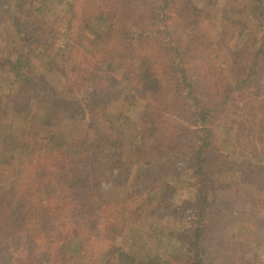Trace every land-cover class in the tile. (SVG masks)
<instances>
[{
    "label": "trees",
    "instance_id": "trees-1",
    "mask_svg": "<svg viewBox=\"0 0 264 264\" xmlns=\"http://www.w3.org/2000/svg\"><path fill=\"white\" fill-rule=\"evenodd\" d=\"M199 1L70 0L65 9L66 0H0V27L8 25L12 39L8 50L0 47V75L10 84L0 86V113H24L36 102L97 125L86 141L57 138L58 127L42 123L20 146L12 143L5 161L0 155V264H12L9 247L5 257L3 250L14 236L72 224L80 205L99 209L57 237L56 253L70 264H264V159L222 146L237 125L247 127L250 145L264 143V0ZM50 2L63 13L47 20V33L35 15L44 16ZM247 5L256 28L221 13ZM89 22L98 24L91 37L82 32ZM37 55L61 64L65 95L35 71ZM80 83L92 87L86 105L71 97ZM117 101L139 108L154 128L151 141L161 137L164 145L144 139L137 160L131 137L140 134L112 109ZM0 141V152L11 143L5 132ZM181 169L199 185L191 187L198 193L188 240L147 220L149 211L166 210L167 188L187 184ZM216 170L242 174L244 187L208 189ZM118 174L147 194L140 209L107 200ZM107 203L116 208L107 212Z\"/></svg>",
    "mask_w": 264,
    "mask_h": 264
},
{
    "label": "rangeland",
    "instance_id": "rangeland-1",
    "mask_svg": "<svg viewBox=\"0 0 264 264\" xmlns=\"http://www.w3.org/2000/svg\"><path fill=\"white\" fill-rule=\"evenodd\" d=\"M194 1L197 3L199 0ZM66 3L69 4L70 0H66V2L63 4L65 9L68 7ZM195 7L198 10L197 4ZM48 8L49 9L44 16L40 17L35 15V21L41 26V28L46 27L47 20L52 18L54 15L63 13L61 10L56 11V5L52 4L51 2L49 3ZM221 13H227L229 16H231V18H237L241 20L242 27L250 28V26H252L256 28L257 22L254 18L250 19L251 5H247L241 10H232L231 8L224 7V9L221 10ZM0 14L2 13L0 12ZM5 20L6 18L4 17V22ZM152 22H149V24ZM142 23H144V21H142ZM6 26L8 25L3 24L0 27V47L2 50L4 48H7L8 50L12 46V39L10 36L11 32L7 30ZM94 27H98V24L89 22L88 26H86L82 32L85 36L91 37ZM42 29L45 30V28ZM49 29L50 27L45 31L48 33ZM56 33L59 36L62 35V32L59 30H57ZM248 33V31L244 32V34L247 35ZM32 64L33 68L38 74L42 75L44 72L47 74L52 88L58 90V93L65 95L68 89L66 81L67 77L64 73V70L62 69L61 64L57 63L53 59L48 60L46 58H40L39 55H37V57L34 59V63L32 62ZM146 79V89L152 92V90H154L156 87V83H153L154 78L153 76H149ZM83 85H85V83H80L78 84V87L81 88ZM0 86L3 90L9 89L10 87L9 82L1 75ZM91 92L92 87L90 84H87L81 89L78 88L71 95V97L74 99L76 94L77 99L80 100L83 105H86L87 97ZM112 109L117 110L119 113H123V118L126 124L129 123V126L140 134L138 137H131V143L133 146L131 149L137 160L142 159L143 153L139 150V147L142 144H151L157 146L158 148L164 145L162 141L163 138L161 137H156L151 141V137L155 136L154 128L149 120H146V118L142 115V112H140L141 110L139 108L124 105L122 102L117 101L115 104H113ZM179 115L180 112L176 114L175 118L177 119ZM86 118L81 117V114L78 112L70 113L69 111H65L62 113L51 107H47L36 102L28 107L24 113H16L11 110L7 112L3 111L0 113V132H5V134H8L11 143L9 145L2 146L0 155L5 161L7 157L6 153L9 152L11 145L16 144L17 146H20L23 137L31 131H36L42 123H49L53 127H58V130L55 133L57 138H61L66 134H72L76 137H84V139L88 141L87 136L91 135L90 131L93 130L96 123L92 127V124L87 123ZM179 119H181V117ZM186 124L187 123L185 122V125ZM238 127L242 129V132L240 129H238ZM248 134L249 131L247 127L237 125V127L231 131L229 135L230 138H228L222 146L228 148V150H230L232 153L238 152L247 156L255 154L256 156L264 159V143L258 144V142H256L250 145L251 141L250 138H247ZM18 137L21 138L17 140ZM144 139H146V141L143 143ZM262 142H264V140ZM1 145L2 142L0 141V146ZM167 148L170 150L171 145H169ZM11 156L12 155L10 154L9 158ZM182 170L183 169H181L179 172L185 177L187 184L185 183L182 187L180 185L176 186L175 188L178 189L177 192H169V189L167 188L162 193V201L166 210L163 211V213L160 212L161 209H158L155 212L149 211L147 220L149 223L156 222L160 226L167 228L168 231L174 232L175 235L179 237L178 239L188 240L190 237L187 231L192 224V220H190V218H194L195 216L193 214V207L191 206V203L197 199L198 193L193 192V190H196L199 185L197 182H190V178L183 174ZM137 172L138 166H135L132 176L134 177ZM131 185L132 180L131 178L129 179V174H124V176L120 174L116 175L110 180L109 189L107 191V200L115 202L113 196L120 197V201L122 202L121 204H127V207H131L130 210L133 211L140 209L139 204L142 202V196L145 197L147 194L145 191H139L140 193L136 192L135 187ZM244 185L245 182L243 180L242 174L237 175L233 171L229 170H216L215 175L207 184V188L212 190L219 187H229L241 190ZM191 187L196 189H191ZM263 198V196H258L259 200H262ZM32 201L33 208L37 210L39 206L37 199L33 197ZM185 204L186 206H189V209L185 206ZM114 208L116 207L109 204L106 210L107 212H110ZM97 209H99L97 206L84 209V206L80 205V207L74 208V217H77V219L72 224H50L45 226L44 230L41 229L40 232H37V234L34 236H30L31 233L22 234L20 237L14 236L6 243L4 247V257L5 249L9 247L7 255L8 260H11L12 264H20L22 260H25L28 264H46L47 262H49L48 264H70V262L60 259L56 253L55 247L59 246V243L61 242L57 239V237L59 234H61V232L69 229V226L75 225L79 222H87V219H92L94 216V211ZM48 221L50 220L47 219L44 222ZM90 224L92 225V222H90ZM63 227L65 228L63 229ZM33 250H35L36 254L33 253ZM0 252H2V248H0ZM190 252L192 254V251ZM190 252L187 254L189 258L191 257Z\"/></svg>",
    "mask_w": 264,
    "mask_h": 264
}]
</instances>
